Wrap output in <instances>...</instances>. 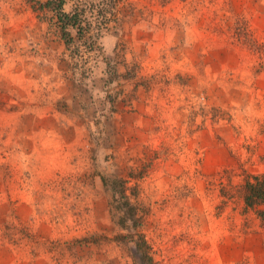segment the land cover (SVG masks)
<instances>
[{"label":"rangeland","instance_id":"rangeland-1","mask_svg":"<svg viewBox=\"0 0 264 264\" xmlns=\"http://www.w3.org/2000/svg\"><path fill=\"white\" fill-rule=\"evenodd\" d=\"M75 8L80 58L51 12L0 0V264H264L243 203L264 173V0Z\"/></svg>","mask_w":264,"mask_h":264},{"label":"trees","instance_id":"trees-1","mask_svg":"<svg viewBox=\"0 0 264 264\" xmlns=\"http://www.w3.org/2000/svg\"><path fill=\"white\" fill-rule=\"evenodd\" d=\"M33 2V8L39 11H48L53 15V22L56 24L58 33L61 40L71 52V56L81 57L82 45L89 46L91 49L94 43L89 40L90 36L87 35L89 30V24L83 17L82 12L75 8L72 11H65V0H30ZM106 84L113 83L118 78V72L116 66L107 61L105 67ZM103 184L113 194L117 189L123 190L126 188L128 178L126 177H114L105 178L102 177ZM126 198V195L123 194ZM127 200V198H126ZM127 206H130L133 213L134 207L130 202L126 201ZM243 203L248 207H256L262 205L257 209V215L264 221V173L257 175H247L243 187ZM133 217H135L133 215ZM104 238V237H101ZM95 238L87 237L76 239V243L94 241ZM145 243V242H144Z\"/></svg>","mask_w":264,"mask_h":264}]
</instances>
